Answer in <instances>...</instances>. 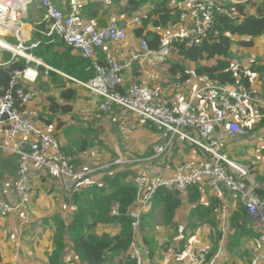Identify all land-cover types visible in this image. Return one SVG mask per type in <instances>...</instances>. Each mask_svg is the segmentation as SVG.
<instances>
[{
  "label": "built area",
  "instance_id": "obj_1",
  "mask_svg": "<svg viewBox=\"0 0 264 264\" xmlns=\"http://www.w3.org/2000/svg\"><path fill=\"white\" fill-rule=\"evenodd\" d=\"M30 1L0 0V51H9L14 57L23 56L28 62L41 65L40 61L26 54L29 48L37 47L40 42L27 48L20 39L24 14ZM93 1L69 0L70 12L65 13L54 0H40L51 23L50 30L43 34L47 37L56 36L69 47L79 51L85 59L92 62L98 73L95 80L83 84L93 96H99L101 99L98 117L115 109H122L140 116L158 131L166 133L168 139L164 145L156 148L153 159L166 153L177 141L199 149L206 156L205 160H190L178 165L171 176L157 175L149 171L146 165L151 159L135 158L111 164L138 167L134 178L138 196L130 212L135 232V241L130 248L131 257L137 264H144L146 261L144 254L147 256L148 251L146 248L142 251L138 248L136 237L139 236L141 217L152 209L160 189L175 190L183 194L191 186L210 181L213 185H222L228 191L238 194L247 213L258 223L261 232L260 253L250 264H261L264 261V201L255 191L260 184L253 177L250 166L230 158L225 142L245 139L251 128L264 120V99L253 88H247L240 82L221 85L212 82L208 77L200 78L202 84L191 97H179L178 101L173 100L171 93L181 86L172 82L159 87L141 85L131 86L123 92L119 90L123 84V73L131 69L136 62L147 59L165 63L171 58V44L174 41L188 39L193 45L211 31L215 7L225 15H229V11L208 0H184L186 7L181 13L178 31L161 34L158 51L150 50L147 41L142 40L140 51L124 61H118L105 50L108 43H123L127 39V32L116 22L99 28L93 22L82 21L79 17L80 5ZM139 22V19H135L136 24ZM8 34L17 37V46L8 44L4 38ZM99 48L105 49L104 66L99 65L94 58ZM233 66L238 76L251 74L250 69L242 70L237 65ZM0 67L6 66L0 64ZM36 79L37 73L26 68L14 72L11 85L15 87L20 81L27 83ZM18 93L23 104L36 96L32 92ZM0 131L13 142L6 149L19 159L18 174L14 180L16 200L11 202L0 197V216L20 214L22 225L31 220L35 178L40 171H47L52 178L60 179L75 193L91 184V177L99 171H77L74 157L65 154L57 140L54 125L37 124L25 113L19 112L14 106L11 92L0 96ZM257 139L264 144V133ZM113 213L118 214L117 207L113 209ZM205 254L202 253L200 260L195 259V262L203 261Z\"/></svg>",
  "mask_w": 264,
  "mask_h": 264
},
{
  "label": "crops",
  "instance_id": "obj_2",
  "mask_svg": "<svg viewBox=\"0 0 264 264\" xmlns=\"http://www.w3.org/2000/svg\"><path fill=\"white\" fill-rule=\"evenodd\" d=\"M54 1L62 11L65 13L70 12L68 4L69 0ZM97 1L104 2L100 10L97 8L95 10L98 16L91 20L85 16H80V18L84 22L88 21L95 23L99 28H104L110 23L116 22L126 30L127 39L123 43L117 44L111 42L108 43L107 49H104L106 53L110 52L109 54H112L118 61H124L134 53L140 51L143 39H138L135 36L134 31L142 25L143 16L146 12L153 9L155 4L166 2L171 8L179 7L183 10L186 7L183 0H153L151 4L143 5L139 12L133 13L129 16V14L124 12L127 0H121L120 2H118L119 0H111L112 3L109 0H94L93 2ZM208 1L219 4L220 6H229L233 2V0ZM252 1L257 2L260 0ZM87 4L88 3L80 5V12ZM245 11L249 15H254L256 13V8L248 5ZM135 19H139L140 22L136 24ZM40 25L46 26V29L47 26L49 29L51 27V23L47 18L45 10L41 6L40 0H31L26 7L20 35V39L25 47L29 48L36 43L34 40V34L37 32ZM148 27L154 30L151 23ZM178 27L179 26H174L169 29H157L154 31L159 34L170 32L176 33ZM4 38L8 44L12 46H17L19 44L15 35L8 34ZM49 38L55 39L56 37ZM233 40L235 41V44L231 47V59L234 65L239 66L242 70L251 69L253 63L256 61H259V64L264 65V36L256 38L254 40V46L251 48H245L236 44L240 41H244L242 37L233 36ZM60 42L59 39L56 38L52 43L59 44ZM63 44L66 45L65 43ZM37 47L29 48L26 51V54L32 56L35 60L40 61L42 63L41 65H38L37 62H28L23 56L14 57L13 53L9 51H0V64H5V66L8 67L12 64L14 59L22 58L30 65L28 68L37 73V79L34 82L26 83L22 81V84L26 89L36 94L34 99L24 104L26 106L24 113L37 124H44L41 116L48 112L47 109L51 97L57 99L60 103H63L60 95L65 88L78 91V98L72 103L73 111L69 114H60L54 124L56 132L58 133V136L56 134L57 140L60 142L62 150L68 145L66 133L69 129L76 130L74 132H81L80 129H88L90 124L97 123L95 124L97 128H93L92 126L91 128L98 131L100 137L99 140L105 145L107 144L104 141L103 136L104 131L106 132V135L113 146L110 147V149L113 154L117 156L112 163L123 160L122 158L120 159L121 156L124 157L126 155L131 158L130 155L133 154H137L138 156L143 155L146 157L145 159H151L147 162L148 165H146V168L149 171L157 175L171 176L174 174L176 167L184 162L206 159V156L202 151L179 141H177L171 148H168L166 153L153 159L152 157L156 154V148L165 144V139L168 138L166 133L154 131L140 116L122 109H115L113 112L99 118V109L97 111L91 110L93 95L84 87L83 83L75 81L60 70L53 69L44 61L35 57L33 51L37 49ZM71 49L73 50L71 51L74 56H82L79 51L73 48ZM104 50L102 48L96 50L94 56L95 61H104L106 55ZM54 52L60 59L69 54L64 46H56ZM234 53L243 56L239 55L241 59L234 58ZM170 59L177 61L178 57L175 54H171ZM186 65L191 70L194 69L193 63L187 62ZM49 72H52V74L49 75ZM247 77H249L251 81V87L257 93L261 92L262 82L259 80V76L251 73ZM164 80L171 82L166 63L151 62L147 59H142L141 61L136 62L131 69L123 73L122 89L127 91L131 86L141 85L159 87L166 82ZM201 84V79L193 76L190 83L181 86L180 89L171 93V96L175 101H178L179 97L189 98L197 89H199ZM75 114L81 116L79 121H82L83 124L81 125L80 123L77 124L71 122L70 124L68 123L69 125H67V127L66 123H64L66 121L63 118H74ZM113 120L115 122H113ZM120 121L123 123L122 127H130L134 132L131 134L127 133L126 135L123 134V130L121 131L119 128ZM109 123L112 124V129ZM60 124H64V126L59 129ZM99 128L104 129V131H100ZM252 129L253 127L251 130ZM251 130L249 131L250 135L245 139L226 141L225 145L227 146V153L231 159L245 165L249 164L250 167H253V177L257 180L258 173L264 174V163L260 166L256 163L258 162L256 161L257 155L260 156L261 161H264V152L261 154V152L264 151V146H261L257 139L261 133H264V128L257 132H251ZM136 131H140L143 136L138 137ZM82 135V138H75V140L87 138L84 133H82ZM129 135H135L138 137V143L133 144L131 147L128 145L129 138L127 136ZM89 140L91 142L97 141L96 133L91 135ZM153 143L158 146L151 151L148 150V146ZM12 144L13 142L5 137L0 131V151L3 159L12 156L17 157L6 149ZM236 145H238V147H234ZM243 146H247V148L250 147L248 149L249 151H247L244 156H236L234 151ZM95 148L101 149L95 145L93 148L89 149L90 151H88L91 152V150ZM87 152L80 154L79 166L77 165V171L79 172L89 170L80 167L81 161L84 159ZM151 153L152 155L149 156ZM18 160L17 157L16 161L18 162ZM17 166L18 163L14 168H7L6 173L0 174V197L11 202L16 200L14 180L18 174ZM133 169L137 172L138 167L135 166ZM102 179L103 176L97 174L91 177V182L93 184L95 182L101 184ZM92 183H88V186L92 185ZM191 187L181 194L182 202L176 212L173 224H165L163 213L164 207L162 206H154L150 211H147L142 215H146V222H144V229L140 234L141 236L137 238V246L139 249H145L142 237H152L156 243L155 259L151 262L148 260L146 254H144L146 260L144 264H205L206 257L213 252L215 246V256L209 264H250V261L240 259L237 255L232 254L227 248L228 239L234 233L231 228L232 217L236 212H239L241 209V202L243 203L240 196L228 191L222 185H213L210 181ZM191 193L192 197L190 198ZM74 194L75 192L69 190L60 179L56 177L52 178L47 171H40L35 178V187L31 202L32 217L30 222L26 225H22L20 223L22 219L20 214L0 216V252L3 256L4 263L50 264L49 259L53 251L54 229L56 225L55 220L61 218L66 222H71L76 207L72 203H69L68 200ZM200 207L212 208V216L210 218L201 217L203 213L198 211ZM147 215L150 216L147 217ZM249 217L253 222L251 227L257 232L260 231L258 223L251 218L250 215ZM213 222L215 226H213ZM99 232H107L112 235H117L120 233V230L112 226H101ZM220 234L222 235V238L218 239V235ZM66 242L68 250L64 257L65 264H83L73 252V245L68 237ZM247 249H249L252 254L255 253V255H259L260 253L259 245L255 248L253 240H249ZM131 252L132 251L130 250V254ZM202 253H206L205 259L203 261L195 262V259L200 260L199 257ZM261 264H264V261L261 262Z\"/></svg>",
  "mask_w": 264,
  "mask_h": 264
},
{
  "label": "trees",
  "instance_id": "obj_3",
  "mask_svg": "<svg viewBox=\"0 0 264 264\" xmlns=\"http://www.w3.org/2000/svg\"><path fill=\"white\" fill-rule=\"evenodd\" d=\"M109 1L112 3L111 0ZM152 2L153 0H127L124 12L131 16L133 13L139 12L143 5L151 4ZM103 4L104 2L99 1L88 3L82 8L79 17L85 16L89 20L97 17L98 14L95 10L96 8L100 10ZM216 5L220 6L219 4ZM248 5L256 8L254 15L246 13L245 10ZM223 7L229 11V15L220 13L215 7L213 12V27L204 37L199 39L201 42L198 41V43L191 45L188 39H179L171 44V53L178 57L177 61L168 59L165 62L172 83L183 86L193 76H196L197 78L208 77L212 82H217L221 85L237 84L240 82L247 88H252L249 77L244 75L238 76L234 70L231 59V47L235 44L233 36L242 37L244 41L236 44L245 48L253 47L254 40L264 36V0L257 2L251 0L245 4H231ZM182 12L183 9L179 7L171 8L166 2L155 4L153 9L145 13L142 18V25L135 29L134 34L138 39L147 41L150 50L158 51L161 34L154 30H165L178 26ZM87 23L89 22L87 21ZM150 23L154 30L148 27ZM49 30L48 26L46 29V26L40 25L34 34L35 42H40L37 49L33 51L34 56L77 82L89 84L95 80L98 73L94 69L92 62L84 59L82 56H74L72 54L73 50L69 46L64 45V42H60V40L59 44L52 43L57 38L56 36H54L56 37L55 39L43 36V32H48ZM216 32H218V35H216ZM56 46H64L69 54L62 59L58 58V55L54 52ZM104 62L105 59L103 62L97 61L102 66H104ZM187 62L193 63L194 69L188 68ZM28 66L30 65L25 59L16 58L10 66L0 67V96L11 92L14 106L21 113H24L26 106L22 103V98L18 92L30 93V91L23 86L22 81L15 87L11 83L14 72L23 71ZM250 71L259 76V80L262 82V90L258 92V95L264 99V65L256 61L253 63ZM50 74L52 72H49ZM119 90L124 91L122 88H119ZM60 98L63 100V103L52 97L49 99L48 112L41 116L42 122L45 125H54L60 114H69L73 111L72 103L77 100L78 91L65 88L61 92ZM63 126L64 124H60L59 129ZM148 126L154 131H158L151 123H148ZM263 128L264 120L255 125L251 132H257ZM74 131L76 130L69 129L66 133L68 145L63 148V152L74 157V162L77 166L80 154L87 152L95 145L96 147L103 148L104 143L99 140V133L96 129L91 127L80 129L87 137L81 140H75L70 137L69 134ZM95 133L97 141L91 142L89 137ZM151 155L152 153L149 154V156ZM113 157L117 158L115 154H113ZM16 160L17 157L15 156L3 159L0 151V174L6 173L7 168H14L18 163ZM98 174L103 176L101 184L98 182L92 183V185L75 193L68 200L69 203H72L76 207L71 222H66L61 218L55 220L56 225L54 229L53 251L49 259L50 264H65L64 257L68 250L67 237L72 242L73 252L83 264H137L136 260L130 255L131 245L135 241L133 219L130 216V212L136 204L138 196V189L134 182L137 172L133 169V165L131 167L113 165L108 169L99 171ZM257 181L260 187L255 190L256 194L264 201L263 173H258ZM192 193L190 198L192 197ZM181 198L179 191L160 189L157 192L153 207H164L163 213L166 225L173 224L176 212L182 202ZM115 207L118 208V214L113 213ZM244 207L241 202V209L232 217L231 228L234 233L228 239L227 248L240 259L251 262V259L257 254H252L247 249V244L249 240H253L255 248L258 245L260 246L261 232H257L251 227L253 222ZM198 211L203 213L201 217L207 218H210L213 213L212 208L209 207H200ZM144 222H146V215L141 217L139 236H141L140 234L144 229ZM212 224L215 226L214 222ZM101 226L116 227L120 230V233L117 235L107 232L100 233L99 228ZM221 238L222 235H218V239ZM142 241L148 251V260L153 262L156 256L155 240L152 237H142ZM215 249L216 246L213 252L206 257L205 264H209L213 260ZM0 264H5L1 252Z\"/></svg>",
  "mask_w": 264,
  "mask_h": 264
},
{
  "label": "rangeland",
  "instance_id": "obj_4",
  "mask_svg": "<svg viewBox=\"0 0 264 264\" xmlns=\"http://www.w3.org/2000/svg\"><path fill=\"white\" fill-rule=\"evenodd\" d=\"M239 55H241V54H237V53H234L233 54V57L234 58H238V59H241V57H239ZM241 56H243V55H241ZM164 81H166V80H164ZM166 83H168L167 81L166 82H164L163 84H161L160 86H163V85H165ZM149 86V85H148ZM149 87H152V86H149ZM84 91H86V90H84ZM87 92V91H86ZM45 105H46V103H45ZM37 115V114H36ZM32 116V115H31ZM81 116H77L76 114L74 115V118L73 117H64L63 119L66 121V122H64V123H66V126L67 125H69L71 122H73V123H77V124H83L82 123V121H79V118H80ZM82 120V119H81ZM59 122V121H58ZM113 122H115L114 120H113ZM69 123V124H68ZM95 124H97V123H93V124H90V127L92 126L93 128H97V126H95ZM110 124V127H111V129H112V124L111 123H109ZM94 125V126H93ZM122 125H123V123H122V121H120V125H119V128H120V130L122 131V133L123 134H131L132 132H134L133 131V129H130V127L129 128H124V127H122ZM68 127V126H67ZM87 127H89V126H87ZM100 129V131H104V129H102V128H99ZM136 133L138 134V137H141V136H143V134L140 132V131H136ZM56 134H57V136H58V133L56 132V129H55V136H56ZM250 135V134H249ZM70 137L71 138H73V139H75V138H82L83 137V135H82V133L81 132H73V133H71L70 134ZM128 138H129V147H131L133 144H137L138 143V137L137 136H135V135H129V136H127ZM103 139H104V141L106 142V144L108 145H105L104 144V147L103 148H101V149H98V148H95V149H92L91 150V152H87L86 153V155H85V157H84V159H82V161H81V166L80 167H84V168H87V169H89V170H95V169H98L99 171H102V170H105V169H108V168H110V166H111V163L114 161L113 159H115L114 157H113V152L111 151V149H110V147H113L112 145H111V143H110V140H109V138H108V136L106 135V132L104 131V136H103ZM168 139V138H167ZM167 139H165L166 141H167ZM259 141V144L261 145V146H264V144H263V142L261 141V140H258ZM166 143V142H165ZM239 145V144H238ZM238 145H236V146H234V147H238ZM158 145L157 144H151V145H149L148 146V150H153L155 147H157ZM250 147H248L247 148V146H243V147H240V148H238V149H236L235 151H234V153L236 154V156H244L245 155V153L247 152V151H249L248 149H249ZM260 150L262 151V149L260 148ZM263 152L264 151H262L261 152V154H263ZM130 157L131 158H129V157H127L126 155L123 157V156H121L120 157V159L122 158L123 159V161L124 160H130V159H135V158H146L145 156H143V155H139V156H137V154H133V155H130ZM256 161H258V162H256V163H258L259 164V166L260 165H262L263 163H264V161H261L260 160V156H258L257 155V157H256ZM248 166H250L249 164H247ZM99 171H97L95 174H94V176L95 175H97L98 174V172Z\"/></svg>",
  "mask_w": 264,
  "mask_h": 264
},
{
  "label": "water",
  "instance_id": "obj_5",
  "mask_svg": "<svg viewBox=\"0 0 264 264\" xmlns=\"http://www.w3.org/2000/svg\"><path fill=\"white\" fill-rule=\"evenodd\" d=\"M248 1H251V0H233L232 4H241V3H246ZM93 101L91 102V110L92 111H97L100 107V102H101V99L99 96H93ZM141 251L143 249H140Z\"/></svg>",
  "mask_w": 264,
  "mask_h": 264
},
{
  "label": "bare ground",
  "instance_id": "obj_6",
  "mask_svg": "<svg viewBox=\"0 0 264 264\" xmlns=\"http://www.w3.org/2000/svg\"><path fill=\"white\" fill-rule=\"evenodd\" d=\"M237 13V12H236Z\"/></svg>",
  "mask_w": 264,
  "mask_h": 264
}]
</instances>
